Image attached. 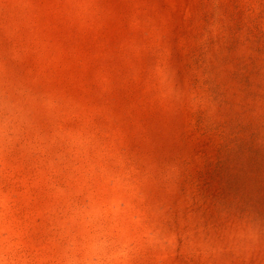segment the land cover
Segmentation results:
<instances>
[{
	"label": "rangeland",
	"instance_id": "1",
	"mask_svg": "<svg viewBox=\"0 0 264 264\" xmlns=\"http://www.w3.org/2000/svg\"><path fill=\"white\" fill-rule=\"evenodd\" d=\"M0 264H264V0H0Z\"/></svg>",
	"mask_w": 264,
	"mask_h": 264
}]
</instances>
